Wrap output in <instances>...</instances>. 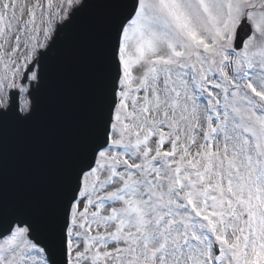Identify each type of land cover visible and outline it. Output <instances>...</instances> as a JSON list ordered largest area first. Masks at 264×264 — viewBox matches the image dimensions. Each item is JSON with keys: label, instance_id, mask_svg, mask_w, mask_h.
Listing matches in <instances>:
<instances>
[{"label": "snow or ice", "instance_id": "6c2138e0", "mask_svg": "<svg viewBox=\"0 0 264 264\" xmlns=\"http://www.w3.org/2000/svg\"><path fill=\"white\" fill-rule=\"evenodd\" d=\"M0 264H264V0H0Z\"/></svg>", "mask_w": 264, "mask_h": 264}, {"label": "water", "instance_id": "95a60500", "mask_svg": "<svg viewBox=\"0 0 264 264\" xmlns=\"http://www.w3.org/2000/svg\"><path fill=\"white\" fill-rule=\"evenodd\" d=\"M75 105L74 92L68 88L57 114L33 129L10 130L7 154L11 173L40 177L55 166L61 141L71 130Z\"/></svg>", "mask_w": 264, "mask_h": 264}]
</instances>
